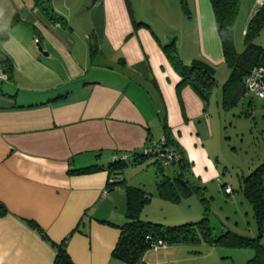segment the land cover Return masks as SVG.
Listing matches in <instances>:
<instances>
[{
  "label": "crops",
  "instance_id": "1",
  "mask_svg": "<svg viewBox=\"0 0 264 264\" xmlns=\"http://www.w3.org/2000/svg\"><path fill=\"white\" fill-rule=\"evenodd\" d=\"M129 1L93 0L87 11L92 28L79 36L80 28L50 21L35 0H0V56L14 64L12 83L0 86V200L9 209L0 217V264H54L56 248L28 219L53 241L68 237L76 264H130L113 256L121 230L100 221H126L125 185L108 190L107 166L122 157L133 161L135 152L162 137L165 123L192 175L202 182L220 175L210 145L211 103L190 85L179 95L182 78L161 45L175 34L186 62L225 65L211 1L189 0L195 28L183 31L153 28L148 16L168 10L166 0L162 6ZM255 2L256 11L264 0ZM185 45L196 52L184 57ZM92 47L100 60L92 59ZM146 162L132 165L143 170ZM96 163L104 169L75 172ZM130 168L122 178L131 185ZM212 247H153L142 264H233L232 254Z\"/></svg>",
  "mask_w": 264,
  "mask_h": 264
},
{
  "label": "trees",
  "instance_id": "2",
  "mask_svg": "<svg viewBox=\"0 0 264 264\" xmlns=\"http://www.w3.org/2000/svg\"><path fill=\"white\" fill-rule=\"evenodd\" d=\"M96 1V0H94ZM214 9L217 29L222 40L223 51L226 64L231 69L228 80L223 85L222 104L224 108H230L246 95L250 89L247 84V77L255 67H264V47L255 43L256 38L264 28V2L257 12L249 20L245 31V50L239 52L236 49L233 32L234 23L239 12L241 0H210ZM128 2H130L128 0ZM182 8L188 16L191 15L189 0H181ZM35 5L54 23L67 24V18L56 11L52 0H35ZM144 22H136V25ZM162 48L182 80L178 84V93L185 85L192 86L195 91L206 101L209 102L213 88L217 84V69L212 63L204 58H194L187 63L178 48L176 39L162 43ZM0 63L5 72L12 77L14 64L7 54L0 56ZM165 140L159 141L162 147H173L180 154L181 158L168 167H164L162 162L154 157L153 163L157 165L160 172V179L157 180V187L160 195L168 200L179 202L182 194H192L195 189L199 190L202 186L192 185L187 176L188 171L192 173L191 162L186 157L185 152L176 138L172 135L169 127L163 125ZM133 161L126 158L117 159L111 162L109 170L110 182L108 190L124 184L126 187V221L118 224L108 219H100L101 222L118 227L121 230L120 238L113 250V256L130 264H142L144 253L154 247V243L163 239L168 245L188 243L200 244L207 243L211 246H226L229 248L251 247L255 250V255L245 264H264V243L261 241L262 235L250 237L225 230L222 235L215 233V227L209 222L208 217H203L197 221H190L179 224H165L153 220L141 218L144 206L150 202L151 193L140 186L127 183L122 178L124 170L129 164H139L145 162L153 156H148L142 152H135ZM178 164L175 174H166V168H172ZM104 169L101 164H93L78 168L77 173H88ZM159 178V177H158ZM227 187V186H226ZM242 187L246 197L253 204L255 216L260 224L264 226V162L255 168L249 175L242 178ZM9 213L6 204L0 200V217ZM28 223L38 230L42 236L48 239L56 248V258L54 264H76L68 251V237L61 242L51 240L46 231L35 220H27ZM77 230V229H76ZM198 250V249H197Z\"/></svg>",
  "mask_w": 264,
  "mask_h": 264
},
{
  "label": "rangeland",
  "instance_id": "3",
  "mask_svg": "<svg viewBox=\"0 0 264 264\" xmlns=\"http://www.w3.org/2000/svg\"><path fill=\"white\" fill-rule=\"evenodd\" d=\"M134 1L137 2V0ZM166 1L169 6L168 10H159L148 16L152 17L153 28L171 30V28L176 27L181 28L182 31L183 28H195L193 27V19L187 13H181V0ZM92 2L93 0H52L56 11L70 19L65 25H69V28L71 26L80 28L79 36H82L81 32L85 29L92 28L89 12H87ZM145 2L149 3L150 0H145ZM163 2L165 0H153L154 5L163 4ZM255 3V0L240 1L233 32L234 43L239 52H243L246 47L245 31L249 20L257 11L254 10ZM214 21L215 28H217L215 15ZM188 34L191 35V33ZM173 35L175 38V34ZM94 42L95 40L92 39L91 46ZM255 43L264 47V28L256 38ZM185 46L184 57L190 55L191 50H197L196 46L195 49L193 47L191 49L188 45ZM91 54L94 61L100 60L95 48L91 50ZM44 58L46 57L44 56ZM2 74L3 72L0 70V86L8 88L12 80L4 79ZM230 74L231 69L228 64L217 69V84L213 88L209 100L215 130V138L210 141V145L219 165V176L202 182L201 179L188 171L187 176L190 183L202 186V188L200 191L195 189L189 195L182 194L181 200L175 202L163 198L159 193L157 180L160 179V172L157 165L153 163L154 157L147 160L143 170L135 171L132 164H129L132 166L131 168L128 166L126 169L130 168L128 172L131 185H146L145 188L151 192V200L141 212V218L144 220L173 225L208 217L209 222L215 227L217 235H222L225 230L229 229L234 233L250 237L262 235L261 241L264 243V226L263 229L260 228L253 204L246 197L242 187V178L249 175L264 162V98L259 97L254 90L249 89L236 105L228 109L224 108L222 104L223 85ZM177 170L178 168L174 170L169 167L165 169V173L173 175ZM124 173L123 175H125ZM143 182L146 184L144 185ZM226 186L231 187L232 191L227 192ZM124 190L126 191L125 186ZM123 203L125 207V198ZM124 217L125 212L122 218ZM204 245L207 243L195 244V249ZM192 246L194 245L192 244ZM214 247L223 254H232L230 260L233 264H245L255 255V250L251 247L229 248L217 245L212 248Z\"/></svg>",
  "mask_w": 264,
  "mask_h": 264
},
{
  "label": "built area",
  "instance_id": "4",
  "mask_svg": "<svg viewBox=\"0 0 264 264\" xmlns=\"http://www.w3.org/2000/svg\"><path fill=\"white\" fill-rule=\"evenodd\" d=\"M2 77L4 79L9 78L8 74L6 73H3ZM247 84L249 88L254 90L259 97L264 98V67L253 68L247 77ZM164 140L165 136L162 135L159 140L151 144V146L145 148L144 153L148 156L151 155L159 159L164 167H168L172 163L177 162L181 158V154L173 147H162V145L159 144V141L163 142ZM226 191L231 192L232 188L227 186ZM167 245L168 243H166L163 239H160L154 243L155 248H160Z\"/></svg>",
  "mask_w": 264,
  "mask_h": 264
},
{
  "label": "water",
  "instance_id": "5",
  "mask_svg": "<svg viewBox=\"0 0 264 264\" xmlns=\"http://www.w3.org/2000/svg\"><path fill=\"white\" fill-rule=\"evenodd\" d=\"M40 50H43V47L42 46H40ZM47 53V52H46Z\"/></svg>",
  "mask_w": 264,
  "mask_h": 264
},
{
  "label": "clouds",
  "instance_id": "6",
  "mask_svg": "<svg viewBox=\"0 0 264 264\" xmlns=\"http://www.w3.org/2000/svg\"><path fill=\"white\" fill-rule=\"evenodd\" d=\"M3 73H6V72H3ZM7 74V73H6Z\"/></svg>",
  "mask_w": 264,
  "mask_h": 264
}]
</instances>
